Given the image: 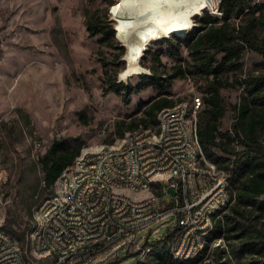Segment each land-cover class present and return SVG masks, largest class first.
<instances>
[{
	"label": "rangeland",
	"instance_id": "1",
	"mask_svg": "<svg viewBox=\"0 0 264 264\" xmlns=\"http://www.w3.org/2000/svg\"><path fill=\"white\" fill-rule=\"evenodd\" d=\"M118 1L0 0V201L6 223L25 232L23 247L31 263H47L31 255L27 236H31L36 224L39 201L53 189L43 183L38 185L43 176L41 158L53 140L69 137L80 150L116 140L123 142L130 132L127 126L139 125L140 119L146 117L147 102L165 94L174 105L188 104L194 116V99L201 97L205 104L213 80V76L200 70L190 47L180 44L177 36L192 32L197 19L204 18L207 11L221 16V0H150L133 8L119 6ZM251 1L257 12L264 10V0ZM194 6H198L195 12L188 11ZM91 15L103 25L104 31L97 35H91L87 28ZM121 17H126L130 25L135 18L136 25L123 26ZM246 17H233L231 24L239 28ZM120 27L128 41L118 35ZM256 33L262 37L264 27L260 26ZM210 52L215 56L214 65L225 55L214 49ZM179 64L187 74L168 85L166 76ZM240 64L236 71L219 76L225 84L220 87L226 106L221 120L223 131L232 127V106L246 94V77L251 103L264 100V88L262 93H249L250 82L257 77L264 79L263 54L248 46ZM153 71L162 76L161 86L138 88L141 74ZM121 82L134 87L131 94L109 90L110 84ZM122 129L126 133L121 137ZM237 148L242 146L238 144ZM54 186H59L58 181ZM236 188L232 185L233 190ZM234 204L235 200L219 217L228 214L230 228L241 220L251 229L253 240L264 243V218L258 217L260 212L249 206L248 217L243 219L233 211ZM172 223V218L153 223L138 235L141 238L150 234V240L122 251L108 264H152L151 242L172 231ZM0 227L4 228L3 223ZM156 229L159 230L154 232ZM241 232L226 231V237L208 242L207 252L182 264L263 263L264 255L248 252L238 257L244 241L235 236Z\"/></svg>",
	"mask_w": 264,
	"mask_h": 264
},
{
	"label": "built area",
	"instance_id": "2",
	"mask_svg": "<svg viewBox=\"0 0 264 264\" xmlns=\"http://www.w3.org/2000/svg\"><path fill=\"white\" fill-rule=\"evenodd\" d=\"M198 109L197 96L193 118H198ZM159 116L170 121V133L158 137L160 126H150L156 128L157 148L148 147V136L135 134L133 144L116 140L81 149L89 150V157L80 159V153L77 155L78 170L85 172V179H93V186L85 192L70 189V171L67 167L64 169L58 177L61 186H53L35 209L34 223L44 215H52V223L38 227L37 236H27L34 258L50 264H76L81 263V257L73 259V251L81 249V256L101 253L99 264H108L122 251L150 240V234L145 233L141 238L138 235L163 218L173 219V230L182 220H197V228L185 234L175 233L169 244L183 252H204L210 234L199 233V223L213 222L215 225L219 217L217 212L234 201L229 174L222 167L211 168L210 161H203V148L195 126L187 129L184 110L174 111L172 104L162 108ZM161 143H168V150H161ZM107 147H114V155H107ZM191 150H199V161L187 164ZM135 155L145 156L141 171L155 176V186L140 184V176L127 172L125 159L134 160ZM183 175H190V186H183ZM116 183L137 188V193L145 194V201H137V197H128L124 192L114 196ZM62 184H69V191L57 196V187ZM148 187H156L155 196H148ZM81 195H89L90 203H81ZM100 214H107V226L96 228V218ZM0 223H6L1 201ZM70 235L87 236V243H70ZM4 238L0 237V264H38L30 262L21 241L12 239L11 252H4ZM14 248L22 249L24 260L13 258Z\"/></svg>",
	"mask_w": 264,
	"mask_h": 264
},
{
	"label": "trees",
	"instance_id": "3",
	"mask_svg": "<svg viewBox=\"0 0 264 264\" xmlns=\"http://www.w3.org/2000/svg\"><path fill=\"white\" fill-rule=\"evenodd\" d=\"M118 5L122 6L121 3ZM211 8L214 9L215 6ZM219 10L221 16L207 11L204 18L197 19L198 25L192 32L188 31L184 36H177L180 44L190 47V53L195 63H199L200 70L208 76H213L208 87V94L204 99L205 104L202 100L203 108L198 112L196 121L198 138L205 158L230 174L228 179L231 189L232 185H237L236 190L232 189L235 200L233 211L236 215L245 219L248 217L249 206H255L260 212L258 217L264 218V100L261 103L255 101L254 104L251 103L248 99V77H246L244 81L246 94L240 102L232 106L234 111L232 127L223 131L221 120L225 115L226 106L220 94V87L225 84L219 78L224 72L236 71L240 68L242 52L248 46L264 56V35L260 37L256 33L260 26L264 27V10L261 13L257 12L251 0H221ZM243 14H246L247 17L239 28L231 24L233 17L239 18ZM95 18V15H91L87 20V28L91 35H97L104 31L103 25L94 21ZM123 30L118 28L117 33L121 37H126L125 41H128L129 38ZM111 34H114V30H111ZM256 39L258 40L254 42ZM212 49L225 53L222 60L216 65H214L215 56L210 52ZM131 71L134 72V70ZM186 74V70L181 64L174 65L173 71L166 76L168 85H171L177 77H184ZM141 78V82L138 84L140 89L148 86L160 87L163 79L156 71L143 73ZM250 87L251 95L262 93L264 79L255 78L250 82ZM109 90L116 93L125 91V93L131 94L134 87L121 82L110 84ZM172 104L173 100L168 94L160 95L147 102L146 117L140 119L139 125H128V131L138 127L155 128L150 126H157L159 111ZM119 133L122 137L126 130L122 129ZM238 144L242 146L241 149L237 148ZM80 152V148L75 146L69 137L55 138L48 152L41 158L43 176L39 179L38 185L43 183L46 188L51 190L57 184L58 177L64 169L73 163ZM225 208L219 210L216 215H222ZM229 225L228 214H225L224 218H217L215 225L213 223V227L208 232L210 234L208 242L218 237H226V231L241 230L242 232L235 236L244 241L238 257H243L248 252L264 255V243L253 240L251 229H248L247 225L241 220L234 227L230 228ZM3 227L15 235L24 246L26 242L24 231H18L7 223H3ZM177 230L176 226V230L174 229L162 238L151 242L152 248L149 254L153 260L152 264H182L192 261H180L173 256L169 243ZM208 249L209 243L206 244L204 252H207ZM244 264H264V262L253 260Z\"/></svg>",
	"mask_w": 264,
	"mask_h": 264
},
{
	"label": "bare ground",
	"instance_id": "4",
	"mask_svg": "<svg viewBox=\"0 0 264 264\" xmlns=\"http://www.w3.org/2000/svg\"><path fill=\"white\" fill-rule=\"evenodd\" d=\"M151 2V1H150ZM154 2V0H153ZM146 3V2H145ZM199 6V5H198ZM198 6L190 8L188 11L191 13L195 12ZM133 16V15H132ZM120 17V16H119ZM134 17V16H133ZM124 22L123 26L133 27L136 25V19L134 18L133 25H130V22L126 21V17H121ZM128 19V18H127ZM121 28V27H120ZM134 65V64H132ZM134 69V67H131ZM128 73V72H127ZM126 73V74H127ZM199 106L202 103V98L198 97ZM197 105V97L194 99V107ZM185 107V108H184ZM184 116L187 120V129H194L197 132V119L193 118L190 106L186 103H178L174 105V111H183ZM158 137H165L170 133V121L165 118V116H159L158 114ZM140 134L141 136H148V147L157 148L156 140V128H146L138 127L134 130H131L123 138V142L126 144H133V135ZM161 150H168V143H161ZM107 155H114V147H107ZM89 157V150H83L80 153V159H87ZM203 161H209L203 155ZM199 161V150H191L187 156V164H194V162ZM211 168H218L219 166L210 161ZM145 165V156L135 155L134 160L125 159V167L127 172L131 173L133 176H140V184H147L148 186L156 185V178L154 175H149L148 171H141V167ZM67 171H70V189H77L78 192H85L90 189V186H93V179H85V172L83 170H78L77 157L71 165L67 167ZM59 186H61V179H58ZM183 186H190V175L182 176ZM64 191H69V184H62V187H58L57 196H64ZM124 192V195L128 197H137V201H145L144 193H137V188L135 187H126V183H116L113 186V195L121 196ZM141 194V195H139ZM156 195V187H148V196ZM81 203H90L89 195H81ZM52 223V215L40 216L37 220V223L34 226V229L31 232V236H37L38 227H47L48 224ZM107 226V214H100L96 218V228H103ZM213 227V222L199 223V233H208ZM178 230L176 234H185V231H190L197 228V220H182L181 224L177 226ZM0 237L4 238V252H11L12 248V239L14 241H19L15 236L10 232L0 227ZM70 243H87V236L80 235H70ZM202 250H189L188 252H183V250L178 249L177 247H172L173 256L180 260H191L196 258ZM81 263L76 264H99L101 261V253L90 252L85 253L81 256V249H74L73 259H80ZM13 258L15 260H24V253H22L21 248L13 249ZM46 264H50L47 262Z\"/></svg>",
	"mask_w": 264,
	"mask_h": 264
},
{
	"label": "water",
	"instance_id": "5",
	"mask_svg": "<svg viewBox=\"0 0 264 264\" xmlns=\"http://www.w3.org/2000/svg\"><path fill=\"white\" fill-rule=\"evenodd\" d=\"M146 1H150V0H119L118 4L121 3L122 6L126 8H133L136 7L137 5L143 4Z\"/></svg>",
	"mask_w": 264,
	"mask_h": 264
}]
</instances>
